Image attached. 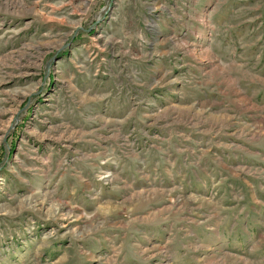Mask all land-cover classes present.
<instances>
[{
  "label": "rangeland",
  "instance_id": "1",
  "mask_svg": "<svg viewBox=\"0 0 264 264\" xmlns=\"http://www.w3.org/2000/svg\"><path fill=\"white\" fill-rule=\"evenodd\" d=\"M0 264H264V0H0Z\"/></svg>",
  "mask_w": 264,
  "mask_h": 264
},
{
  "label": "bare ground",
  "instance_id": "2",
  "mask_svg": "<svg viewBox=\"0 0 264 264\" xmlns=\"http://www.w3.org/2000/svg\"><path fill=\"white\" fill-rule=\"evenodd\" d=\"M52 214V213H51Z\"/></svg>",
  "mask_w": 264,
  "mask_h": 264
}]
</instances>
